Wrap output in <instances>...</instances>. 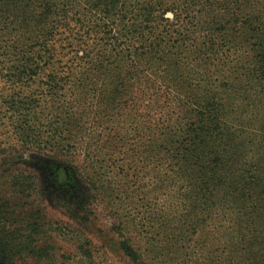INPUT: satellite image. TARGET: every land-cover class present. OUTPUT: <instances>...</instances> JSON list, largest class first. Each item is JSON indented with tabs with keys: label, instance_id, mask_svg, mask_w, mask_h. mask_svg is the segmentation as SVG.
<instances>
[{
	"label": "trees",
	"instance_id": "1",
	"mask_svg": "<svg viewBox=\"0 0 264 264\" xmlns=\"http://www.w3.org/2000/svg\"><path fill=\"white\" fill-rule=\"evenodd\" d=\"M32 150L72 169L60 194L86 183L81 223L103 196L158 264H264V0H0V186L20 197L0 191L3 264L23 211L43 224L40 192L1 169Z\"/></svg>",
	"mask_w": 264,
	"mask_h": 264
},
{
	"label": "rangeland",
	"instance_id": "2",
	"mask_svg": "<svg viewBox=\"0 0 264 264\" xmlns=\"http://www.w3.org/2000/svg\"><path fill=\"white\" fill-rule=\"evenodd\" d=\"M7 158L9 161L7 160L1 169L5 170V173L24 174L26 176L24 179L33 183L32 187L40 192L38 200L42 203V215L39 217L40 215L37 214L36 217L43 221L40 226L29 225L31 220L26 215L27 210L18 217V221L12 225L11 229L17 232L19 242H23L25 250L21 257H16L17 260L9 264H77L78 245L81 240L86 242L97 264H139L120 251L118 243L125 237H130L132 242L134 240L143 263L158 264V259L146 249L145 243L137 236L123 232V237L115 230L113 224H117L119 219L112 215L111 208L103 196L94 202L92 224L87 226L73 215L67 204L75 205L77 197L84 194L89 196L91 193L84 181L76 182L82 190V195H79L78 188L74 186L59 193L60 190L56 188V179L62 182L73 176L68 164L57 165L52 155L34 150L11 152L7 154ZM68 160L82 166L79 158H68ZM8 184H2L0 191L11 202H18L17 198L20 197L11 196L12 190H7ZM21 231L27 238L20 233ZM39 249L47 253H44L43 257L37 256L36 252ZM0 264H3L1 259Z\"/></svg>",
	"mask_w": 264,
	"mask_h": 264
}]
</instances>
